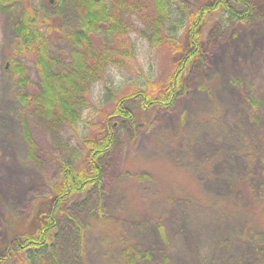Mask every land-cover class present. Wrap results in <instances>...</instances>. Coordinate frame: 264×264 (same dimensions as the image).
Here are the masks:
<instances>
[{
    "label": "rangeland",
    "instance_id": "374dc122",
    "mask_svg": "<svg viewBox=\"0 0 264 264\" xmlns=\"http://www.w3.org/2000/svg\"><path fill=\"white\" fill-rule=\"evenodd\" d=\"M174 1L194 8L207 0ZM32 2L57 17V27L46 30L48 54L56 58L55 68L67 66L71 43L65 34L78 26L76 1ZM238 6L242 17L218 19L217 12L208 22L203 61L189 73L187 95L170 106H145L131 97L125 101L129 120L112 117L116 139L103 157L102 186L88 202L76 198L66 208L74 215L81 210L87 221L85 255L78 234L68 241L67 230L49 264H115L127 243L141 252L139 264H159L163 256L171 264H264L257 242L264 240V222L255 211L264 199V0H239ZM17 13L15 7L0 9L2 257L15 251V236L30 224L36 197L50 194L59 180L78 145L75 135L100 132L119 97L146 86L147 78L158 79L172 60L168 44L162 53L135 31L136 59L108 68L91 84L73 134L65 124L55 130L17 96L25 89L8 63ZM35 56L17 58L26 64L32 88L40 89ZM23 121L35 141L34 159Z\"/></svg>",
    "mask_w": 264,
    "mask_h": 264
},
{
    "label": "trees",
    "instance_id": "16d2710c",
    "mask_svg": "<svg viewBox=\"0 0 264 264\" xmlns=\"http://www.w3.org/2000/svg\"><path fill=\"white\" fill-rule=\"evenodd\" d=\"M75 1L79 11L78 26L65 34L71 43L69 63L55 68L56 58H50L48 54L46 30L52 29L53 25L57 27V17H47L46 8L39 9L41 7L32 0H0V9L14 10L15 7L18 11L13 17L17 35L8 62L15 79L25 89L17 96L25 108L42 116L50 128L58 130L65 124L70 126L73 134L83 118L91 84L102 78L108 68H122L136 59L137 43L132 35L135 31L159 47L162 53L164 44H168L172 60L167 62L158 79L147 78L146 86L120 96L102 120L100 132L74 136L78 145L63 162L59 180L50 186V194L36 197L28 216L30 224L17 232L15 251L10 250L12 253L7 256L0 255V264L51 263L61 250L67 230L71 232L66 238L68 241L78 234L82 245L80 254L84 257L87 221L83 222L81 210L74 215L66 208L76 198L77 202H88L91 193L102 186L103 157L116 139L112 117L129 120L130 111L125 101L131 97H138L145 106H170L178 97L187 95L189 73L203 61L208 22L217 12L218 19L242 17L239 0H207L194 8H184L174 0ZM30 52L36 54L40 89L32 88L26 64L17 58ZM23 127L29 143L28 155L34 159L35 141L26 121H23ZM255 211L264 222V199ZM99 215L103 217L102 210ZM257 242L264 249V240ZM140 256L141 252L132 243H127L119 250L115 264H139ZM159 264H171L170 257L163 256Z\"/></svg>",
    "mask_w": 264,
    "mask_h": 264
}]
</instances>
